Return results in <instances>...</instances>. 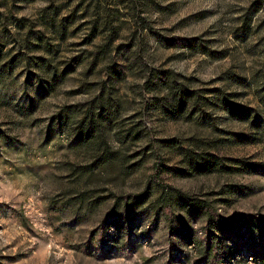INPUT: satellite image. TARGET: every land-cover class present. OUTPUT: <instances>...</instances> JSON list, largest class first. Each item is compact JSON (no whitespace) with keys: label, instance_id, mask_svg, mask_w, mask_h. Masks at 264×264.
Wrapping results in <instances>:
<instances>
[{"label":"rangeland","instance_id":"1","mask_svg":"<svg viewBox=\"0 0 264 264\" xmlns=\"http://www.w3.org/2000/svg\"><path fill=\"white\" fill-rule=\"evenodd\" d=\"M253 1L15 0L27 22L60 7L68 35L49 27L47 56L63 73L54 88L20 60L0 89V264H218L203 259L208 229L234 253L221 264H264V1L248 24ZM103 81L121 103L109 145L127 162L93 163L86 183L78 171L97 156L78 124ZM157 172L214 204L231 232L165 207L171 189Z\"/></svg>","mask_w":264,"mask_h":264},{"label":"trees","instance_id":"2","mask_svg":"<svg viewBox=\"0 0 264 264\" xmlns=\"http://www.w3.org/2000/svg\"><path fill=\"white\" fill-rule=\"evenodd\" d=\"M263 1L264 0H254L247 8L245 18L248 24L251 22L255 13L259 11ZM14 2L15 0H0V89L1 86L9 84L7 78L14 75L20 60H23L27 70L33 69L32 67H34L36 70L35 73L39 74L41 79L47 77V80H44V82H47L48 89H52L63 73L58 72L57 65L51 60L52 56H47L48 52L52 51L54 48L53 40L48 36V30L49 27H51L58 33L60 39L66 38L68 35V15L62 16L58 24H56L57 18L55 13L60 11V7L53 9L51 6H46L44 9L45 13L42 14L43 20L41 23L27 22L25 16H18L16 14L13 6ZM92 37L93 36H91L90 40H92ZM186 41H189L188 45L193 46L190 39H186ZM110 43H112L111 40L109 43L100 45L98 50L90 52L94 58L93 63H96L106 52ZM35 50H40L41 54L39 56L29 55V52ZM56 51H58V49H56ZM20 55H23V58H21ZM76 59L79 60L80 58L78 59L77 57ZM73 67V64L70 63L69 68L73 69ZM112 69L113 68H109L108 81H113L120 74L118 71ZM148 82L150 83L151 81L149 80ZM106 84L107 82L103 81V94L90 103L89 109L84 112V116L78 124V137L80 141L84 143L87 148L93 149L96 154L95 157L97 156L87 167L78 171V176L83 178L86 183L93 179L94 168L90 167L93 163L95 166V164L99 165V161L103 163L110 160L116 163L119 162V164L125 166L127 162V157L124 154H120L119 150L112 149L109 145V129L112 127L111 122L113 118L119 114L121 103L112 92L108 91V95H105L106 91L104 88ZM170 90L173 95V101L170 102V106L178 109L176 104L182 99L181 97H177V91L173 85H171ZM196 101H198V99ZM196 110V106H194L190 114ZM196 115L197 118L201 117L200 119H204L206 113L199 112ZM0 137H3V139L5 138L7 141L8 135L1 134ZM185 156L187 161H191V164H200L204 167L202 159L199 158L201 156L197 155L194 151L187 150ZM204 158L208 161L207 165H209V167H218L219 163L217 159L210 155V153L205 155ZM101 159L103 160L101 161ZM158 175L157 172V175L153 176L155 181L167 190L171 189V191L167 193L166 200L168 205L165 207L172 210L174 205L180 203L181 207H185L187 210L190 209L198 212V214H204L207 217V223L211 229L220 231L222 228H227V232H231L232 224L220 216L214 204L197 201L196 198L191 197L187 193L173 189L157 178ZM92 203L93 202H91V204ZM201 249H203V259L207 263L213 259L214 262L221 264L223 259L234 254L231 249H227L222 244L215 232H212L210 229H208V238L205 246Z\"/></svg>","mask_w":264,"mask_h":264}]
</instances>
